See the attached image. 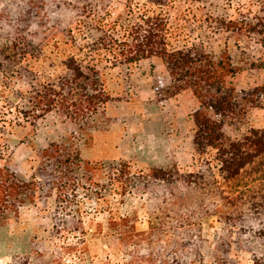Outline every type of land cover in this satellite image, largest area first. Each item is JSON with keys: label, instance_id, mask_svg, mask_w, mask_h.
I'll list each match as a JSON object with an SVG mask.
<instances>
[{"label": "rangeland", "instance_id": "1", "mask_svg": "<svg viewBox=\"0 0 264 264\" xmlns=\"http://www.w3.org/2000/svg\"><path fill=\"white\" fill-rule=\"evenodd\" d=\"M158 13L171 46L236 68L242 111L226 135L264 130V0H0V161L22 187L0 202V264H255L264 253L231 203L264 195V165L225 180L215 151L196 149L193 90L172 95L160 57L122 62L133 24ZM72 58L97 65L110 99L28 122Z\"/></svg>", "mask_w": 264, "mask_h": 264}, {"label": "trees", "instance_id": "2", "mask_svg": "<svg viewBox=\"0 0 264 264\" xmlns=\"http://www.w3.org/2000/svg\"><path fill=\"white\" fill-rule=\"evenodd\" d=\"M167 19L158 13L145 15L142 22L133 24L131 37L121 48L122 62L130 64L152 56L160 57L171 76L172 95L186 88L193 90L200 101V107L194 112L196 149L200 154L215 151V159L220 165L219 173L225 180L230 182L249 168L258 170L260 165H264V130L252 128L242 138L234 140L226 135L225 119L236 117L242 111L237 89L229 80L230 76L235 75L236 68L229 58L215 61L204 52L171 46ZM68 65L72 76L44 90L39 112L32 119L27 118L28 122L35 123L57 107H75L78 115L92 114L110 99L100 81V70L96 64L84 65L74 62L72 58ZM263 90L264 86L257 88L256 92ZM1 157L5 158L4 155ZM168 174L167 170L157 168L154 169L153 177L170 182L172 178ZM173 181L177 183L178 180L173 178ZM189 181L192 180L189 178ZM21 192L20 184L14 180L13 174L7 172L5 166H1L0 161V202L6 205L10 198L17 197ZM258 195L262 196H259L261 199ZM258 195L255 197L259 200L253 203L244 195L241 198L231 197L230 202L239 206L237 219H245L243 226L250 230L256 229L255 236H264V195ZM255 203L256 207L253 205ZM248 204L255 207L251 214L246 211ZM255 220L262 226L254 228ZM253 254L255 264H264V258H261L264 253L259 256L253 250Z\"/></svg>", "mask_w": 264, "mask_h": 264}]
</instances>
